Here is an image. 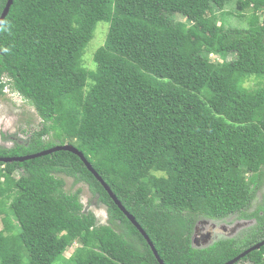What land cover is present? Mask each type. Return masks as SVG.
<instances>
[{"label":"trees","instance_id":"16d2710c","mask_svg":"<svg viewBox=\"0 0 264 264\" xmlns=\"http://www.w3.org/2000/svg\"><path fill=\"white\" fill-rule=\"evenodd\" d=\"M100 21L105 39L87 66ZM251 77L256 87L244 85ZM5 86L40 128L0 146V157L73 145L164 264H224L264 240V194L253 205L264 183V0H13L0 25V97ZM60 175L87 185L106 223ZM228 218L254 224L193 243L199 220ZM0 219V264L67 261L75 242L74 264H160L67 150L0 161ZM239 260L264 264V245Z\"/></svg>","mask_w":264,"mask_h":264},{"label":"rangeland","instance_id":"374dc122","mask_svg":"<svg viewBox=\"0 0 264 264\" xmlns=\"http://www.w3.org/2000/svg\"><path fill=\"white\" fill-rule=\"evenodd\" d=\"M232 10L229 6H226L224 10ZM218 9H216L217 11ZM177 19L183 20L185 22H193L196 17H182L181 15H176ZM231 21L235 22V19L231 18ZM107 29V23L100 21L97 24L95 34L93 39L88 43L83 54V59L87 66H92V54L95 49L102 44ZM209 57L212 61H222V57L214 53H210ZM233 54H229L225 59L231 60ZM258 79L251 77L248 79L244 85L248 87H256ZM5 95L0 97V146L9 147L13 144V139L17 140L25 139L29 133L33 130H38L40 128V118L38 117L34 107L24 100L18 93L11 91L8 87L4 88ZM64 181V188L66 191H73L76 188H81L80 200L84 206V209L90 210L96 216L98 223L104 224L107 219V211L104 204L100 203L95 199L92 193L89 191L87 185L82 182H75L72 177L66 175H60ZM264 194V183L261 189L257 193V197L254 201L256 204L260 200L261 195ZM228 218L224 221H211L208 220L209 224L204 225L203 228L200 227V232L205 233L209 229L213 231V237L210 238L206 243H201L200 245H207L211 243L214 239L221 238L227 235H236L237 233H243L247 231V227L254 224V219L251 220H237L234 221ZM215 228H211L213 223ZM238 222V223H237ZM2 228V223L0 219V229ZM223 229H227L230 233H223ZM233 229V230H232ZM79 245L75 242L73 245L68 247L63 255L66 257L67 261L63 258H58L53 264H74V254L73 251ZM239 263L248 264L242 260Z\"/></svg>","mask_w":264,"mask_h":264},{"label":"water","instance_id":"95a60500","mask_svg":"<svg viewBox=\"0 0 264 264\" xmlns=\"http://www.w3.org/2000/svg\"><path fill=\"white\" fill-rule=\"evenodd\" d=\"M13 0H7L6 4L0 14V25L3 21V19L5 18V16L7 15L10 5L12 4ZM57 150H67L70 151L72 153H75L76 155H78L80 157V159L83 161V163L85 164V166L87 167V169H89L94 176L100 181V183L103 185V187L106 189V191L108 192V194L110 195V197L113 199V201L118 205V207L124 212V214L127 216V218L132 222V224L141 232V234L144 236V238L146 239V241L148 242L149 246L151 247L156 259L158 260V262L160 264H164V262L160 259L156 249L154 248L152 242L150 241L149 237L147 236V234L145 233V231L141 228V226L138 224V222L135 220L134 216L131 215L121 204V202L117 199V197L115 196V194L111 191L110 187L106 184V182L101 178L100 175H98V173L96 172V170L92 167L91 163L89 161H87V159L85 158V156L83 155V153L78 150L77 148H75L73 145L68 144V143H64V144H59V145H54L50 148L44 149L42 151L33 153V154H26V155H21V156H1L0 157V161L1 162H11V161H23V160H27V159H31L34 157H38L41 155H45ZM199 224L201 225V227H203L204 225L209 224L207 219H201L197 222L196 227L194 228V239L196 238V232L197 229L199 228ZM211 224V223H210ZM215 227V225H212V227ZM200 231V230H199ZM230 233V231H229ZM213 234V232H212ZM211 233H209L208 231L203 233L202 235H204L203 237H205L206 239L203 240L204 243H206L209 238H211ZM230 236V235H228ZM193 239V238H192ZM193 241V240H192ZM193 243L196 246H199V243H196L195 241H193ZM262 245H264V240L259 241L253 245H251L250 247H248L247 249L243 250L241 253H239L237 256L233 257L232 259H230L229 261L225 262L224 264H233L234 262L238 261L241 257L245 256L247 253H249L252 250L255 249H259Z\"/></svg>","mask_w":264,"mask_h":264},{"label":"flooded vegetation","instance_id":"af4514ba","mask_svg":"<svg viewBox=\"0 0 264 264\" xmlns=\"http://www.w3.org/2000/svg\"><path fill=\"white\" fill-rule=\"evenodd\" d=\"M13 139V141L15 142V141H21V140H24V139H20V140H17L16 138H12ZM14 142H13V144H14ZM12 144V145H13ZM234 221H237V220H234ZM233 221V222H234ZM238 223V222H237ZM197 224V223H196ZM200 225V224H199ZM212 225H214V222L213 223H211V228H215L214 226L212 227ZM195 227H196V225H195ZM194 227V228H195ZM199 227V226H198ZM201 228H203V227H201ZM200 230V227L197 229V232H196V238L194 239V236L192 237L193 239V241H195L196 243H199V244H201V243H204L203 242V240H205L206 238L205 237H203L204 235H202L203 233L202 232H200L199 231ZM233 230V229H232ZM208 232L209 233H211L212 234V230H208ZM223 233H227L228 234V232H229V230H228V232H227V229L225 230V229H223V231H222ZM213 237V235H211V238ZM210 239V238H209Z\"/></svg>","mask_w":264,"mask_h":264},{"label":"clouds","instance_id":"9594fccd","mask_svg":"<svg viewBox=\"0 0 264 264\" xmlns=\"http://www.w3.org/2000/svg\"><path fill=\"white\" fill-rule=\"evenodd\" d=\"M5 87H8V86H5Z\"/></svg>","mask_w":264,"mask_h":264}]
</instances>
